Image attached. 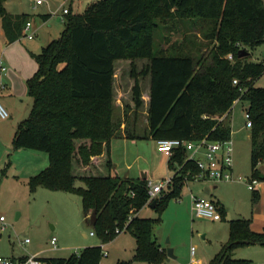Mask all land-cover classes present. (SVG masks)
Masks as SVG:
<instances>
[{"label": "trees", "instance_id": "obj_1", "mask_svg": "<svg viewBox=\"0 0 264 264\" xmlns=\"http://www.w3.org/2000/svg\"><path fill=\"white\" fill-rule=\"evenodd\" d=\"M5 2L0 0V20L7 40L13 42L26 36L29 14H10ZM66 15L61 36L35 55L38 69L27 80L30 113L18 123L13 138L15 148L49 156V165L28 179L29 190L43 186L79 195L84 219L91 218L94 233L102 241L127 231L136 241L134 260L163 264L167 255L154 232L160 218L138 215L152 202L147 181L111 172L110 141L119 134L120 124L113 118L116 63L131 65L136 110L144 106L139 78L148 75L150 79L147 131L141 136L127 127L129 138L227 140L232 133L227 119L232 106L236 100L247 101L252 119L249 179L264 180L258 167L264 162V86L256 84L264 73V62L248 60L250 53L239 57L240 49L249 51L264 41V0H95L83 11L69 9ZM166 16L196 18L202 32L196 57L193 48H180L177 42L154 52L155 20ZM139 60H146L140 70ZM186 154L180 148L170 156L173 180L158 197L154 209L160 213L170 199L181 197L187 170L198 171ZM77 180L84 186H77ZM252 192L255 201L259 193ZM224 211L220 208L222 216ZM250 222L244 216L228 220L229 238L209 264L251 262L235 257L240 246L264 245V228L255 231ZM102 258L103 247L91 245L68 257L45 260L48 264H100Z\"/></svg>", "mask_w": 264, "mask_h": 264}, {"label": "rangeland", "instance_id": "obj_2", "mask_svg": "<svg viewBox=\"0 0 264 264\" xmlns=\"http://www.w3.org/2000/svg\"><path fill=\"white\" fill-rule=\"evenodd\" d=\"M36 1L7 0L5 7L13 15L29 14L34 25L43 23L39 33L35 36V39H38L47 32L53 33V38L60 37L67 21L64 9L81 12L95 0H43L42 3ZM46 13H49L50 17L48 20H43L41 14ZM155 22L157 28L154 52L162 47L169 49L177 42V44L181 43L180 48H193L192 54L196 57V41L202 40V32L198 26L196 27V18L175 17V19H171L170 16H166L157 18ZM1 34L0 30V41ZM29 41L31 40L28 37H24L19 43L24 45ZM204 50L202 49V51ZM249 53L248 60L264 62V41L249 49ZM144 63L146 60H139L137 62L138 69ZM130 70L129 61L116 63L115 76L118 87L116 98L121 96L120 99L124 105L131 101L132 78ZM139 80L145 93L149 86V76L140 77ZM256 84L264 86V73ZM10 100L16 104L9 101L8 105L4 100H0L10 115L8 118H0V215H4L6 219L4 229L0 222V256L39 254L42 258L68 257L73 253H79L87 246L85 244L88 246H91L89 244H101L102 240L97 235H90L91 231L94 232L93 221L91 218L84 219L79 195L63 190H50L43 186L38 187L35 192H31L27 181L20 178L30 170L29 164L43 166L42 169L46 168L49 165V156L44 151L14 147L15 130L18 123L29 115L32 99L27 94H20ZM247 103L244 100L235 101L227 119L229 122L231 121L232 128L231 140L233 141L235 175L251 178V127L246 126L245 117ZM124 105L119 107V113L115 116L120 123V132L122 133V130L124 132L125 128L133 125L134 122L138 131H140L139 129L142 131L146 124V105L138 111L134 110L132 102L129 106ZM137 141L145 149H150L152 144L155 145L152 139ZM116 145L117 147L114 148L116 161L132 162L135 172L144 171V162L141 160L133 162L139 150L137 144L130 142L124 144L122 141H117ZM146 152L148 154V151ZM258 167L261 175L264 176V162H261ZM192 183L198 184L200 187L211 185L202 180L185 183L181 197L170 199L161 213L156 209L148 212L152 218H160L154 229L158 240L167 248H176L180 252L179 254L173 252L174 256L179 255V257L172 259L167 264H190L192 250L196 260L192 264H209L210 259L220 251L221 245L228 239L227 222L231 218L243 215L251 219L252 229L257 222L264 223L259 220L264 219V185H262L264 180H261L256 187L259 197L255 201L247 182L241 180H235L233 183L220 182L218 187L212 190V198L219 199L225 207L220 222H213L193 214L191 192L189 191ZM76 185L84 186V183L77 180ZM143 214L148 215L147 212ZM84 233L87 234V237H84ZM53 236L57 238L56 248L50 243ZM126 237H130V235H126ZM26 238L30 240L28 243L25 242ZM102 246L104 251L108 250L107 246ZM126 253L128 258L130 256L128 247ZM236 257L250 260L249 264H264V245L240 246L236 250ZM102 264H115L111 254L103 255ZM133 264L141 263L134 262Z\"/></svg>", "mask_w": 264, "mask_h": 264}, {"label": "crops", "instance_id": "obj_3", "mask_svg": "<svg viewBox=\"0 0 264 264\" xmlns=\"http://www.w3.org/2000/svg\"><path fill=\"white\" fill-rule=\"evenodd\" d=\"M5 4H6V2H5ZM70 10H72V9H70ZM72 11L73 12H79L78 10H76V11L72 10ZM10 14H12V13H10ZM41 17L43 18V20H48L49 17H50V14L49 13L41 14ZM29 20L31 21V24H32L31 25V31H34L35 35H34L33 38H29V40H31V41H29L27 44H24V45L19 43V41H21L24 37H27V36H22L19 39L13 41V42H9L7 40L6 35L4 33V30L2 28L1 20H0V30L2 32L1 41H0V45H1L0 56H2L4 58V61L8 65L7 73L2 76V80L4 82V87H0V100H4L5 103H7L8 105H9V101H11L10 103H13L14 105L16 104L13 100H10L12 97H17L20 94L29 95L28 94V90H27V80L38 69V62H37V60L35 58V55L40 53L42 48L45 45H47L51 40L55 39V38H53L54 34L51 33V32H47L42 37H39L38 39H35V36L39 33L43 23H40V24L36 23V25H34L32 19L29 18ZM140 69L141 68H139L138 70H140ZM114 89H115V97H114V102H113V104H114L113 118L118 121V119L115 116L117 115V113H119V111H118L119 107L120 106L123 107L124 104L122 102V99H120L121 96H118V98H116V91H117V94H118V87L116 85V76H115V79H114ZM142 98L144 100V105H146V113H147L148 105H149V102H150V79H149L148 90L145 93H144L143 87H142ZM236 101L238 102L240 100H236ZM131 102H132V95H131V101L126 102L125 105L129 106V104H131ZM233 106H232V109H233ZM247 107H248V103H247V106H246L245 109H247ZM232 109L230 110V113H231ZM123 110H124V108H123ZM134 110H136V109L134 108ZM136 111H138V110H136ZM224 118H225V115H224ZM147 121H148V118L146 117V124H147ZM146 124H145L144 129H142V131H141V129H139L140 131H138V128L136 127V123L135 122L133 123V125L129 126V129H133L134 128V131H136V133L138 135L143 136V134L147 131V125ZM123 125H125V124L123 123ZM250 138H251V135H250ZM143 139H145V140L152 139L153 143L155 145L152 144L151 145L152 147H150V149H145L144 147L139 145L138 141H137V140H143ZM117 141H122V142H124V144L130 142L131 144H137L139 146L138 147L139 150L137 151V154H136L133 162L134 161H140V160H141V162H144L143 169H144L145 172L143 170L135 172L134 171V167L132 166V162L127 163L126 161H124L123 163H121L120 161H116L115 160V158H114V148L117 147V145H116ZM110 146H111V158H112V169H111V172H112V175H114V176H119V177L124 178V179H131V180H136V181H138V180H146L147 183L150 184V183H155V182H158V181H163L168 176L172 175L173 172H174L168 166V162H169L170 156L167 153H165L163 151H159L157 149L156 140H154L150 135L148 137L129 138V137L126 136V132L125 131L123 132V130H122V133H121L120 130H119V134L115 135L111 139ZM146 151H148V154H147ZM29 166H30V170L25 172L26 174L20 176V178H23L24 180H26L27 183H28V179L31 176H33L36 173H38V171L40 169H42V167H43V166H37V165L35 166V165H31V164H29ZM140 173H141V175H140ZM233 173L235 174L234 166H233ZM235 180H232V181H221V182H226V183H230L231 182V183H233V182H235ZM196 181H201V180H196ZM196 181H192V182H196ZM260 181L261 180L257 181L254 189H256V187L260 183ZM189 182H191V181H189ZM207 182H209V184H211V185L201 186L200 187V186H198V184L192 183L190 185V188H189V191L191 192L190 193V197H191V194H195L197 196H204L206 198H209V199L215 201L219 205V207L221 209L222 208L225 209L224 205L220 202L219 199L218 200H214L212 198V193H213L212 190L216 189L220 182H213V181H207ZM262 185H264V184H262ZM199 187H200V189H199ZM251 190H253V189H251ZM262 190H263V188H262ZM182 191H183V186H182ZM198 191L199 192L201 191V192L199 193ZM181 194H182V192H181ZM153 209L154 208L151 207L150 204H148V205L143 207L138 212V215L151 217L150 214H148V212L149 211L151 212V210H153ZM191 210H192V204H191ZM146 212H147L148 215L143 214V213H146ZM240 216H243V215H239L237 217H240ZM222 217H221V219H222ZM237 217H235V218H237ZM221 219L212 220V221L213 222H220ZM231 219H233V218H231ZM259 220L260 221H264V219H259ZM2 225H3V223H2ZM263 226H264V223L260 224L259 222H257L255 227H253V229L256 230V231H259V230H261L263 228ZM227 229H228V238H229L228 222H227ZM91 233H92V231L90 232L91 236H96L95 233L94 234H91ZM83 235H84V237H87L86 233H84ZM126 235H130V237H126ZM156 239L159 242L161 248L166 253L167 246H164L158 240L157 237H156ZM26 243H28V242H26ZM223 244H224V242H223ZM253 244H257V243H253ZM85 245L88 246V244H85ZM89 245H92V244H89ZM93 245H101V246L105 245V246H107L108 247V250H106L107 251V255L109 256L111 254L112 261L113 262L115 261V264L118 261H122V260L131 261V264H133L134 262H138V263H141V264H147L146 262L134 260V252H135V247H136V241H135L134 237L127 231H123V232L119 233L114 239H112L110 241H107V242L101 241V244H93ZM222 245H221V247H222ZM117 246H118V248H117ZM127 247L130 250V254H128L130 256H128V258L126 256L127 253L125 254V252L127 251ZM173 252L177 253V254L180 253L178 250H176V248L173 249ZM193 252L194 251H192V253H191L192 255H191L190 260H189L190 264L195 263V261H196L194 259V253ZM35 255L40 257L39 254H35ZM26 256H28V255H23V256H13L12 255V256H0V257L24 258ZM178 257H179V255H176V256L172 257L170 260H167V257H166V259H165L163 264H167L172 259H175V258H178ZM235 257H236V254H235ZM40 258H42V257H40ZM43 259H45V258H43ZM100 264H102V260H101Z\"/></svg>", "mask_w": 264, "mask_h": 264}, {"label": "built area", "instance_id": "obj_4", "mask_svg": "<svg viewBox=\"0 0 264 264\" xmlns=\"http://www.w3.org/2000/svg\"><path fill=\"white\" fill-rule=\"evenodd\" d=\"M43 0H37V3H41ZM69 9L65 8L64 13H68ZM31 21H27L25 24V33L28 38H33L34 31H31ZM231 58L232 56L229 55ZM8 71V65L4 61V58L0 56V87H4L2 76ZM237 79H234V83H237ZM226 115V114H225ZM10 115L8 110L0 102V118H8ZM246 126H252V119L249 112H245ZM224 118V115L220 117V120ZM157 149L172 156L175 150L184 148L186 150V159H191L197 165L198 171L188 169L185 173L184 183L189 181H232L242 180L247 182L250 189H254L257 183V179H249L242 175H235L233 173V141L231 138L227 140H211L207 137H203L199 140H187L181 138H162L156 140ZM182 166H178L177 171ZM173 174L168 176L163 181L148 184L149 201H153L154 198H158L164 189L172 183ZM191 204L193 214L200 218L209 220H219L222 215L219 205L204 196H197L191 194ZM5 217L0 215V221L3 223L2 229L5 228ZM91 234H94L92 232ZM29 238L25 239V242H29ZM50 243L54 248L57 247V238L53 236ZM193 251V250H192ZM103 255H107V251L103 249ZM0 264H48V262L38 257L37 255H28L24 258L13 257H0Z\"/></svg>", "mask_w": 264, "mask_h": 264}, {"label": "water", "instance_id": "obj_5", "mask_svg": "<svg viewBox=\"0 0 264 264\" xmlns=\"http://www.w3.org/2000/svg\"><path fill=\"white\" fill-rule=\"evenodd\" d=\"M249 54V51L246 50V49H240L239 51V57H243V56H246ZM158 202V198H154L153 201L151 202V207L155 208L156 204ZM166 255H167V260H170L172 257H174V254H173V249L171 248H167V251H166Z\"/></svg>", "mask_w": 264, "mask_h": 264}]
</instances>
